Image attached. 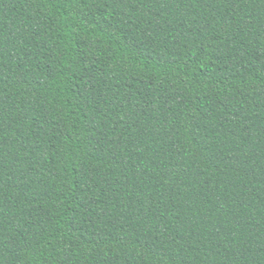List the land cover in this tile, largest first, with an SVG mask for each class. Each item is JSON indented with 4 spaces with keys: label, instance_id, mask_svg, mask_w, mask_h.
Instances as JSON below:
<instances>
[{
    "label": "trees",
    "instance_id": "trees-1",
    "mask_svg": "<svg viewBox=\"0 0 264 264\" xmlns=\"http://www.w3.org/2000/svg\"><path fill=\"white\" fill-rule=\"evenodd\" d=\"M0 264H264V0H0Z\"/></svg>",
    "mask_w": 264,
    "mask_h": 264
}]
</instances>
